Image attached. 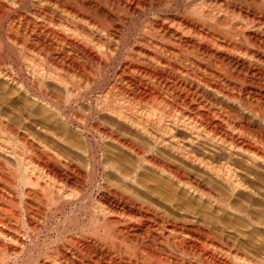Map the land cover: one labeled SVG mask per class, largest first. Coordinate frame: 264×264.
Segmentation results:
<instances>
[{"label":"bare ground","instance_id":"1","mask_svg":"<svg viewBox=\"0 0 264 264\" xmlns=\"http://www.w3.org/2000/svg\"><path fill=\"white\" fill-rule=\"evenodd\" d=\"M0 264H264V0H0Z\"/></svg>","mask_w":264,"mask_h":264},{"label":"rangeland","instance_id":"2","mask_svg":"<svg viewBox=\"0 0 264 264\" xmlns=\"http://www.w3.org/2000/svg\"><path fill=\"white\" fill-rule=\"evenodd\" d=\"M222 1L231 2L234 0H228V1L222 0ZM253 1H256V0H253ZM31 3L32 2H30V1H26L24 4L14 5L13 10H21L23 13L29 15L28 10H29ZM147 3H148V5H147ZM147 3H146V6L144 8L145 12L144 11H142V12L137 11L136 15L134 16L136 18L134 20L132 18L131 21L127 22L129 24H126V26L123 29V32H121V35L119 34V36L118 35L114 36V41L112 40L113 43H112V41H111V43L114 44L116 50H120V49L128 50L129 48H131L132 46L137 44L138 43V37L140 36V34L143 33V31L141 30L144 27L143 25H146L150 20H153V18H155L156 16L163 14V13L167 14V15H171V16L172 15L173 16H175V15L181 16L182 14H184V12H183L184 7L181 4L178 6L177 9L173 10V8H170V9L169 8L168 9L162 8V9H160L156 5V3L154 4L153 2H147ZM149 3H150V5H149ZM15 8H18V9H15ZM131 22H132V24H131ZM112 70H113L112 68H109L108 70H106V73L104 72L106 75L104 74L105 75L104 77H102V75L99 77L100 81L103 82L104 79L105 78L107 79L108 76H109L108 80H110V78L113 79V76H114L113 71L114 70L113 71ZM101 78H102V80H101ZM87 112H88L87 109L84 107L83 108V114H86ZM100 146L101 147H100L99 153H102L103 150L105 152L108 151V149L105 148V147H107V146H105V144H102ZM108 152H110V150ZM150 203H153V202L150 201ZM152 205H154V204H152ZM159 205L161 206L160 203H159ZM159 205H157V206H159ZM160 206H159V208L161 210L165 211V208H163V206H161V207ZM69 210L70 209H66V210H64L65 212H59L56 214L45 212V214L42 215L41 221L38 222V224H37L38 228L41 232L39 231L40 236H39V241L36 244V248H37L36 250L47 252V251H53L54 249H56L58 247L59 242L57 240V238H58L57 236L61 233V230L70 224V222H69L70 220L73 222V221H75L76 217H78V216L81 217V215H82V213L79 210L77 211L76 209H74L75 211L72 210V213H71V210L70 211ZM76 212H78V213L80 212L79 213L80 215ZM75 214H76V216H75ZM65 215L66 216L68 215L67 216L68 219H70V218L71 219L68 220ZM64 217H65V219H64ZM80 217H78V219H80ZM53 218H55V219H53ZM81 219H82V217H81ZM66 221H67V223L69 222V224H66ZM59 224H61V225H59ZM62 227H64V228H62Z\"/></svg>","mask_w":264,"mask_h":264}]
</instances>
